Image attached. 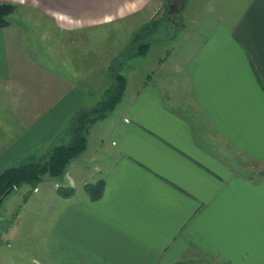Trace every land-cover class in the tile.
Masks as SVG:
<instances>
[{"label": "crops", "instance_id": "obj_1", "mask_svg": "<svg viewBox=\"0 0 264 264\" xmlns=\"http://www.w3.org/2000/svg\"><path fill=\"white\" fill-rule=\"evenodd\" d=\"M161 1L0 0L15 6L0 30V172L67 141L69 120L100 102L111 62L147 59L153 44L127 57L129 39L112 52L96 35L132 36ZM176 8L166 41L176 46L126 78L63 180L23 205L21 215L39 196L28 264H264V0ZM98 182L90 200L84 187ZM21 215L0 225L6 248Z\"/></svg>", "mask_w": 264, "mask_h": 264}, {"label": "trees", "instance_id": "obj_2", "mask_svg": "<svg viewBox=\"0 0 264 264\" xmlns=\"http://www.w3.org/2000/svg\"><path fill=\"white\" fill-rule=\"evenodd\" d=\"M14 10L15 6L12 4H0V30L9 26V17ZM157 27V23L146 24L134 35L130 47L132 50L130 57L145 54L150 46L146 38ZM126 85V78L115 73L113 85L104 91L103 99L94 108L80 109L69 120L67 141L53 147L48 154L38 159L32 156L17 166L3 169L0 172V199L5 197L0 206L15 190L26 187L29 190L28 194H30L48 179L61 182L69 164L86 150L87 135L91 127L111 116L124 95ZM84 190L90 200H96L102 194L103 182L85 185ZM57 193L64 198L74 194L72 189L65 187H58ZM26 198L24 197V200Z\"/></svg>", "mask_w": 264, "mask_h": 264}, {"label": "rangeland", "instance_id": "obj_3", "mask_svg": "<svg viewBox=\"0 0 264 264\" xmlns=\"http://www.w3.org/2000/svg\"><path fill=\"white\" fill-rule=\"evenodd\" d=\"M174 2H177L176 7H182L184 0H162L161 4H159V10L156 12V14L153 16L152 20H150L149 23H157L159 26H162V28H159L158 30L156 29L154 32H151L147 36V42L150 44H153L152 46V51L147 57V59H142L141 57H136V59L132 60H126V61H115L110 63V73L111 76L110 78L106 79V81L110 80L109 84H106L105 87L100 86L99 89L101 90V98L99 101H101L104 97V91L107 90L110 86L113 85V75L115 73H119L120 75L124 76L125 78H129L131 80L130 76H133V79L137 80L138 77H141L140 69L143 71L149 72L152 62L158 58V56H163L166 54V52H169L176 46L171 44L167 45L168 42L167 40L170 39L172 35V26L170 25L171 23L174 22H180V17L176 13L177 8L175 7V10H171L169 8V5L174 4ZM175 5V4H174ZM134 31L132 36L131 30H112L108 31L107 33L109 35H106L105 37H100V32L96 31V41L99 40L100 43H104L105 45L109 42H111L112 45V52H114L118 48H124L123 46H118V44L123 43L126 41V39H129L128 45H127V51L128 55L127 57L132 53V50H130L131 43L133 40L134 35L139 31ZM103 34V33H102ZM119 41V42H118ZM118 42V43H117ZM124 57V56H123ZM118 70V71H117ZM107 81V82H108ZM90 109V108H88ZM116 111H114L115 113ZM100 129V128H99ZM67 130V129H66ZM99 132V130H98ZM68 136V130L65 132L64 138ZM43 150V154H48V152ZM41 153V152H40ZM41 153V154H42ZM41 155L35 156V158H40ZM27 161V159L21 160L18 163L13 164L12 166H17L18 164H21L23 162ZM65 176V175H64ZM49 183L54 182L53 180H49ZM28 188L23 187L19 190H15L10 196H8L2 205L0 206V219L1 218H6L7 220H4V222L1 223L0 225L6 227H9L10 224H15L17 220V216L19 214L21 215L20 212H22V207L23 205L27 202L28 198H30L31 194H28ZM28 195V196H27ZM24 197H27L26 200H24ZM38 197L33 199L28 206H26L23 214L21 215V220L18 224V229H17V234L15 237H13L10 240V248H6L7 244L5 241H7L6 238H3L0 240V262H8L11 264H28L27 256V251L32 250L35 251L34 248H38L40 244L38 242L40 241V238L38 237L39 233V224L37 221V215H38V210H39V203H38ZM19 209V210H18ZM18 210V212H16ZM12 227V226H10ZM8 229V228H7ZM6 231V229H5ZM29 234L32 235L31 238L26 236L25 238L23 237L24 235ZM3 244V245H2ZM6 244V245H5ZM28 247V248H27ZM28 250H27V249ZM26 255V256H24Z\"/></svg>", "mask_w": 264, "mask_h": 264}, {"label": "flooded vegetation", "instance_id": "obj_4", "mask_svg": "<svg viewBox=\"0 0 264 264\" xmlns=\"http://www.w3.org/2000/svg\"><path fill=\"white\" fill-rule=\"evenodd\" d=\"M169 8H170L171 10H175V9H174V8H175L174 4L169 5Z\"/></svg>", "mask_w": 264, "mask_h": 264}, {"label": "water", "instance_id": "obj_5", "mask_svg": "<svg viewBox=\"0 0 264 264\" xmlns=\"http://www.w3.org/2000/svg\"><path fill=\"white\" fill-rule=\"evenodd\" d=\"M4 197H5V196L1 197V199H0V203L2 202V200H3Z\"/></svg>", "mask_w": 264, "mask_h": 264}]
</instances>
